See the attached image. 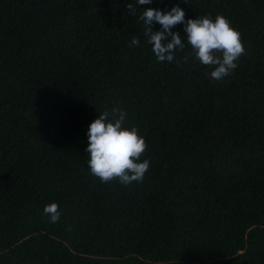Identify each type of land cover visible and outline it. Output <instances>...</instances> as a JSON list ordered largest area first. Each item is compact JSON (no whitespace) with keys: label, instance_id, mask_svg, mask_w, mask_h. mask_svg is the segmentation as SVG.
Segmentation results:
<instances>
[{"label":"trees","instance_id":"obj_1","mask_svg":"<svg viewBox=\"0 0 264 264\" xmlns=\"http://www.w3.org/2000/svg\"><path fill=\"white\" fill-rule=\"evenodd\" d=\"M176 4L239 31L229 76L186 38L157 60L139 17ZM113 108L146 141L142 182L88 167ZM0 264H264V0H0Z\"/></svg>","mask_w":264,"mask_h":264},{"label":"clouds","instance_id":"obj_2","mask_svg":"<svg viewBox=\"0 0 264 264\" xmlns=\"http://www.w3.org/2000/svg\"><path fill=\"white\" fill-rule=\"evenodd\" d=\"M137 3L151 4L152 0H137ZM127 9L131 15H136V8L131 3L127 4ZM139 19L159 62L174 61L176 50L185 48L182 38H186L195 59L212 67L210 76L216 81L229 76L238 67L239 58L245 54L241 34L221 14H217L215 19L208 15L186 19L184 9L176 4L170 10L149 7ZM154 23L160 25V30L153 31ZM181 24L184 36L174 30ZM139 43V38H132L131 46H138ZM127 115L126 111L113 108L111 118L110 113L104 111L87 126L88 142L84 151L89 154L88 167L91 174L103 183L118 180L127 186L142 182L150 167L149 159H141L147 148L144 137L137 127L124 126ZM43 213L51 223H57L61 216L59 205L55 202L46 204Z\"/></svg>","mask_w":264,"mask_h":264}]
</instances>
